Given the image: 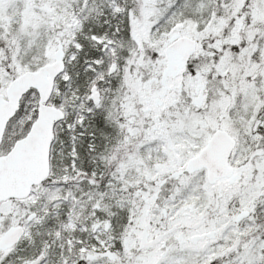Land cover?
Returning <instances> with one entry per match:
<instances>
[{
  "label": "snow or ice",
  "instance_id": "obj_1",
  "mask_svg": "<svg viewBox=\"0 0 264 264\" xmlns=\"http://www.w3.org/2000/svg\"><path fill=\"white\" fill-rule=\"evenodd\" d=\"M0 264H264V0H0Z\"/></svg>",
  "mask_w": 264,
  "mask_h": 264
}]
</instances>
